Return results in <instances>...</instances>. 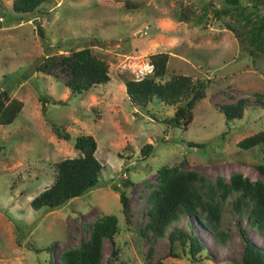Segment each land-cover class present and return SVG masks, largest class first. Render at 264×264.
Instances as JSON below:
<instances>
[{
  "label": "rangeland",
  "instance_id": "rangeland-1",
  "mask_svg": "<svg viewBox=\"0 0 264 264\" xmlns=\"http://www.w3.org/2000/svg\"><path fill=\"white\" fill-rule=\"evenodd\" d=\"M11 5L12 0H0V93L7 90L9 99L23 107L10 125L0 126V264H47L50 253L60 264L62 254L88 240L94 223L106 215L118 221V264H236L243 251L240 230L264 250V234L251 224L249 212L233 209L235 195L225 201L217 197L222 242L193 215L181 214L167 229L166 235L177 228L200 238L204 250L196 262L166 237L154 240L149 230L146 237L139 235L149 221V197L163 167L178 165L212 182L217 177L229 182L238 173L264 183L257 171L264 163V146H237L264 132V53L245 52L240 17L214 18L212 10L221 8V0H49L35 15L21 18ZM183 9L189 10L187 23L179 20ZM84 47L108 64V83L76 94L51 76L33 72L44 56ZM158 53L169 56L163 81L186 75L207 83L186 131L164 122L175 107L156 99L146 107L133 106L126 96L125 81L151 75L149 57ZM24 73L30 76L26 81ZM40 95L60 104L48 102L44 110ZM240 99L246 100L243 117L226 121L220 108ZM47 121L65 129L70 139L58 140ZM79 135L97 143L98 186L56 210L35 211L30 201L51 186L59 161L77 156L73 145ZM145 144L153 150L142 159ZM124 179L131 183L127 188ZM114 185L126 193L129 222ZM112 248L104 240V260Z\"/></svg>",
  "mask_w": 264,
  "mask_h": 264
},
{
  "label": "trees",
  "instance_id": "trees-1",
  "mask_svg": "<svg viewBox=\"0 0 264 264\" xmlns=\"http://www.w3.org/2000/svg\"><path fill=\"white\" fill-rule=\"evenodd\" d=\"M49 0H12V12L19 15H35L40 7ZM220 9L212 10L213 17L220 19L231 15L243 20L246 32L240 39L243 49L249 56L264 53V2L261 0H221ZM263 10L260 12L259 7ZM258 13L249 11L251 8ZM249 8L248 12L247 9ZM252 16L256 21L252 23ZM179 20L189 22V10L180 12ZM201 20V19H199ZM29 21V20H27ZM249 24V26H248ZM248 26V27H247ZM43 37L41 30H38ZM45 50L48 48L44 46ZM168 54L158 53L149 57L151 75L139 80L125 81V93L133 106L146 107L154 99L167 106L175 107L173 115L165 120L167 126L186 131L193 120V110L196 104L205 98L207 83L193 80L186 75H171L168 80L162 79L167 75ZM34 73H41L60 81L72 93L81 94L89 91L96 85H103L110 81L108 64L91 52L90 47H84L68 54L47 55L33 67ZM26 81L30 78L27 73L21 76ZM39 102L45 110L46 104H60L59 101H49L45 96H39ZM246 105L245 99L234 104L224 105L220 108L226 121L241 119ZM23 104L17 99H9L8 91L0 93V126L10 125L19 115ZM42 111V114L45 111ZM53 135L58 140L68 141L70 135L57 124L47 121ZM264 146V132H258L240 140L237 144L242 150H249L256 146ZM188 146L201 148L203 144L188 142ZM73 148L77 156L59 161L56 164V177L48 188H45L30 201V207L35 211L45 209L47 212L56 210L69 200L80 197L98 186L101 163L95 156L97 143L90 135H79L75 138ZM153 150L152 144H145L140 149L142 159L149 157ZM264 157V149H263ZM181 161L179 165L184 164ZM257 171L264 175V163L257 166ZM158 187L150 194L151 208L148 211L149 221L139 235L146 237V231L151 232L152 239L166 237L170 246L178 243L181 249L189 255L192 262L197 261V255L203 249V244L192 232L187 233L181 229H172L167 235L166 231L176 222L181 214L193 215L203 220V226L210 231L220 242L219 222L221 210L218 199L225 201L235 195L232 202L233 209L240 213L248 211L251 224L257 231L264 234V183L260 180L250 181L241 174H233L229 182L217 177L214 182L200 176L194 170H181L178 165L163 167L158 170ZM125 188L131 183L124 179ZM119 193L121 212L129 222L128 198L125 192H119L117 186L111 187ZM117 218L112 215L103 216L92 226L88 240L75 249L64 252L60 264H118L120 251L115 244V237L119 228ZM243 241V251L240 261L236 264H264V250L253 244L240 230ZM104 240L112 244L110 256L104 260L102 248ZM50 247H47V251ZM52 248V247H51ZM39 253L40 250H34ZM151 250L148 255L150 256ZM169 254L176 257L170 248ZM47 264H56L53 254H49ZM119 264H127L121 261ZM156 264H165L161 260Z\"/></svg>",
  "mask_w": 264,
  "mask_h": 264
}]
</instances>
